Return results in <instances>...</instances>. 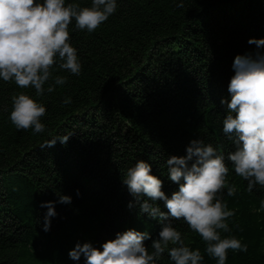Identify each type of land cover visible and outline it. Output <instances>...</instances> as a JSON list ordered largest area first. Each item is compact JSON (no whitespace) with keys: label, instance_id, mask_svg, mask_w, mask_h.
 Wrapping results in <instances>:
<instances>
[{"label":"trees","instance_id":"1","mask_svg":"<svg viewBox=\"0 0 264 264\" xmlns=\"http://www.w3.org/2000/svg\"><path fill=\"white\" fill-rule=\"evenodd\" d=\"M42 2V0H41ZM90 7L92 0H66ZM183 2L184 7L177 4ZM117 10L96 31L69 26L82 70L67 71V83L36 97L34 88H19L0 79V264H85L70 259L77 243H103L117 233L148 232L151 252L163 222L142 213L122 184V173L143 160L163 181L169 197L178 185L168 178L166 161L186 155L192 140L202 139L225 156L227 188L220 194L235 215L230 233L247 244V252L228 251L226 264H264V188L251 193L227 160L234 145L223 134L231 100L228 84L237 55H264V0H117ZM47 85H45V88ZM25 92L46 107L45 131L17 130L10 122L11 96ZM71 98L70 104L63 100ZM74 133L66 144L40 145ZM79 193V194H77ZM71 197L59 203V195ZM144 199H147L146 197ZM56 215L44 231L48 209ZM151 203V201H149ZM133 206L129 208V204ZM156 204L167 212L163 201ZM202 264H217L207 255L199 234L172 221ZM157 264H171L167 253Z\"/></svg>","mask_w":264,"mask_h":264},{"label":"clouds","instance_id":"2","mask_svg":"<svg viewBox=\"0 0 264 264\" xmlns=\"http://www.w3.org/2000/svg\"><path fill=\"white\" fill-rule=\"evenodd\" d=\"M117 7V0H92L90 7L66 4V0H0V79L14 82L21 89L34 88L36 97H42L45 91L54 92L68 80L54 72L79 76L82 70L77 49L70 43V24L74 20L76 29L92 33ZM177 7L183 8V2ZM248 43L259 48L264 46V39H250ZM232 67L235 74L228 84L231 100H221L227 105L223 134L235 149L228 153L227 160L235 174L247 181L251 193L257 185L264 188V55H237ZM11 101L9 119L17 130L32 129L33 134L45 131L41 122L46 115L43 103L23 91L14 93ZM71 102L70 97L63 100L65 105ZM72 135L69 132L40 147H52L57 140L66 144ZM166 167L170 181L179 186L170 197L162 190L163 181L151 174L147 162L138 160L122 173V184L141 212L163 222L158 238L152 240L151 252L144 243L151 239L150 234L130 229L103 243L102 250L91 243H77L68 253L70 259L78 261L83 256L85 264H157L167 253L171 264H202L201 251L185 244L181 232L173 226L174 220H182L199 234L207 255L217 264H226L229 250L247 252V244L241 239L221 235L231 232L227 221L235 212L220 194L227 188V195L234 196L236 187L228 184L229 167L218 147L202 139L192 140L186 155L170 156ZM157 201H163L167 212L161 211ZM58 202L70 204L71 197L59 195ZM41 206L48 209L44 231H49L51 218L56 215L54 202ZM132 206L130 203L129 208ZM260 206L264 208V200Z\"/></svg>","mask_w":264,"mask_h":264}]
</instances>
